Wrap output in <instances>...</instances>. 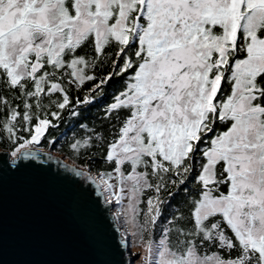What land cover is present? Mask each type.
<instances>
[{
  "label": "snow or ice",
  "instance_id": "1",
  "mask_svg": "<svg viewBox=\"0 0 264 264\" xmlns=\"http://www.w3.org/2000/svg\"><path fill=\"white\" fill-rule=\"evenodd\" d=\"M33 172L85 264H264V0H0V188Z\"/></svg>",
  "mask_w": 264,
  "mask_h": 264
},
{
  "label": "water",
  "instance_id": "2",
  "mask_svg": "<svg viewBox=\"0 0 264 264\" xmlns=\"http://www.w3.org/2000/svg\"><path fill=\"white\" fill-rule=\"evenodd\" d=\"M32 175V190L13 185L0 188V264H85L88 249L68 217L64 190L49 185L44 173ZM80 211L96 230L103 231L101 220L86 206Z\"/></svg>",
  "mask_w": 264,
  "mask_h": 264
},
{
  "label": "rangeland",
  "instance_id": "3",
  "mask_svg": "<svg viewBox=\"0 0 264 264\" xmlns=\"http://www.w3.org/2000/svg\"><path fill=\"white\" fill-rule=\"evenodd\" d=\"M55 154V153H54ZM132 251H135V249L133 248Z\"/></svg>",
  "mask_w": 264,
  "mask_h": 264
}]
</instances>
